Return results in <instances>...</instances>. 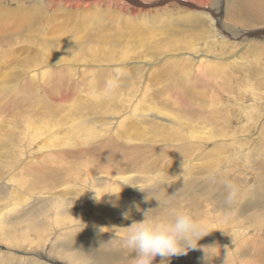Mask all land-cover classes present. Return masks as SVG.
Returning <instances> with one entry per match:
<instances>
[{
  "label": "rangeland",
  "instance_id": "374dc122",
  "mask_svg": "<svg viewBox=\"0 0 264 264\" xmlns=\"http://www.w3.org/2000/svg\"><path fill=\"white\" fill-rule=\"evenodd\" d=\"M88 3L97 7L85 13L61 0H0V264H130L119 238L100 243L155 199L159 214L187 210L213 231L200 241L220 247L209 264H222L224 246L227 264H264V14H242L247 0ZM191 3L225 14L217 25ZM120 4L154 18L123 23ZM77 54L89 57L79 87L66 74ZM117 67L111 101L105 84H90ZM47 68L60 84L48 72L27 78ZM225 180L239 189L232 204ZM203 258L196 249L167 264Z\"/></svg>",
  "mask_w": 264,
  "mask_h": 264
},
{
  "label": "clouds",
  "instance_id": "9594fccd",
  "mask_svg": "<svg viewBox=\"0 0 264 264\" xmlns=\"http://www.w3.org/2000/svg\"><path fill=\"white\" fill-rule=\"evenodd\" d=\"M114 72L115 76L108 79L105 83L102 93L105 96L113 94L120 87L121 70L117 67ZM224 186L227 190V203H234L238 196V187L230 180H225ZM132 187L147 193L144 197L145 203L155 199L150 198L152 193L149 191L137 186ZM93 192V199L99 202L102 198H98L97 193ZM120 192L106 194L115 195L119 198ZM155 200L159 202L157 208L142 210L136 204L135 208L137 211L142 212L143 219L139 221L133 220L130 226L124 227L126 232L122 237L118 233H114L110 241L100 243V248L112 244L115 239L119 238V248L133 254L130 264H153L157 257L161 258V264H167L168 258L185 255L189 251L200 249L204 253V264H209L210 255L215 257V250L220 247L217 245H202L200 241L213 231L209 230L201 218L187 210L175 211L169 215L159 214L156 210L161 206L160 201L158 199ZM122 215L125 219H130L131 211H125ZM103 229L100 228V231L103 232ZM228 249V246L223 248L222 264H227Z\"/></svg>",
  "mask_w": 264,
  "mask_h": 264
},
{
  "label": "bare ground",
  "instance_id": "6f19581e",
  "mask_svg": "<svg viewBox=\"0 0 264 264\" xmlns=\"http://www.w3.org/2000/svg\"><path fill=\"white\" fill-rule=\"evenodd\" d=\"M51 1V0H50ZM55 1V0H54ZM58 1V0H57ZM62 2H64V4L66 5V7L67 8H69L70 10H72V11H82V12H85V13H89V12H91V9L92 8H96L97 7V5H95V3H88L89 2V0H88V2H86V4H85V6L84 5H82V4H80V3H83L84 4V2L82 1H79V0H61ZM93 2V1H92ZM100 2V1H99ZM123 2V1H122ZM136 2V1H135ZM52 3V2H51ZM54 3V2H53ZM56 3V2H55ZM107 3V2H106ZM105 3V4H106ZM113 3V2H112ZM130 4H131V2H129ZM56 4H58V3H56ZM111 4V2L108 4V5H110ZM114 4H116V3H114ZM126 4V3H125ZM144 4V3H143ZM58 5H60V4H58ZM121 6H117V7H115V11H119V12H122L123 13V19H126V20H123L122 22L123 23H126V24H128V25H132V24H136V23H138V22H140V23H145V21L147 20V19H153L154 17H151V18H145L146 16H143V11L142 10H138V9H136V7H133V6H131V5H129V6H127V7H125V8H123L122 7V4H120ZM138 5V4H137ZM57 6V5H56ZM101 6V5H100ZM106 6V5H105ZM110 6H112V5H110ZM125 6V5H124ZM189 6V5H188ZM190 6L193 8V10L195 11V12H197L198 13V15H201V16H204V17H207V18H209V19H212V21H213V23L214 24H219L220 23V21H221V19H222V17L224 16V14H225V12H224V10H219V11H217L215 14H214V17H212V16H208L207 14H204V10L201 8V7H199L198 5H192V3L190 4ZM59 7V6H58ZM107 7L108 6H106V9H107ZM147 8V7H146ZM111 9V8H110ZM93 10V9H92ZM65 11V10H64ZM153 11V10H152ZM239 11V10H238ZM150 11H148V13H149ZM240 12L242 13V14H248V16L249 15H253V14H264V4L262 3V0H247V5H246V7L245 8H243V9H241L240 10ZM238 13V12H237ZM73 14H75V13H73ZM76 15V14H75ZM80 15V14H79ZM144 15H145V13H144ZM77 16V15H76ZM122 18V17H121ZM131 28V27H130ZM133 28V27H132ZM262 33H264V31L262 32ZM153 39H154V37H153ZM152 39V40H153ZM160 42H162V40L161 39H157V40H153V42H152V45H156V44H158V43H160ZM150 43V42H149ZM153 52H155V50H154V47H152L151 48V53H153ZM146 55H148V54H146ZM77 57L76 58H74V59H76L75 61L73 60V58H68L67 59V61H68V63H67V68H68V72L66 73L67 75H68V77L70 78L69 79V82H68V84L69 85H73V86H75V87H79V86H81V83H82V81H84V80H86V79H88V76L87 77H85V75L84 74H86V73H84V71H83V69L81 68L82 66L81 65H78L79 64V62H81V63H87L88 61H89V57L87 56V55H85V54H77L76 55ZM71 57H73V56H71ZM96 61V60H95ZM106 61H111V59L110 58H106ZM26 66V65H25ZM26 67H29V66H26ZM107 67H108V65H107ZM32 70V71H31ZM30 71L32 72V73H28V74H26L27 75V78L28 79H30V80H32V81H36V82H45L46 80L45 79H47V80H49L48 78H46V77H43V74L45 73V72H48V73H50L52 76H54V74H53V70H51L50 68H47L46 70H43V71H39V70H34V69H31ZM55 70H57V68H55ZM110 76V75H109ZM55 77V76H54ZM65 77H66V75H65ZM56 78V77H55ZM111 78H113V77H111ZM110 79V78H109ZM67 80V79H66ZM108 80V78L107 79H103V78H99V77H93L92 78V80H91V84H90V86H93V85H98V84H105L106 83V81ZM66 82V81H65ZM54 83H55V85H58V84H60L61 83V79H59V78H56L55 80H54ZM64 84V83H63ZM69 85H68V87H69ZM94 91H98L97 89H94ZM116 95H118V92L117 91H115L113 94H112V100L111 101H114L115 100V97H116ZM109 109H107V111H108ZM264 123V122H263ZM262 123V124H263ZM101 125H103V126H107L108 128H109V130H115V128L117 129V123L114 121V120H108V122H103V123H101ZM35 129V127H33V130ZM114 132V131H113ZM19 142H21V140H19ZM22 146H20V148H21ZM24 148V147H23ZM19 149V148H18ZM124 180H126V179H124ZM32 227V226H31ZM121 249V248H120ZM159 258V257H158Z\"/></svg>",
  "mask_w": 264,
  "mask_h": 264
}]
</instances>
